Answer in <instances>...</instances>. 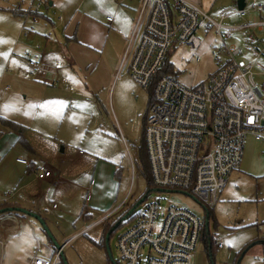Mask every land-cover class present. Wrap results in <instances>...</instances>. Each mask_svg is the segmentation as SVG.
<instances>
[{"label":"rangeland","instance_id":"rangeland-1","mask_svg":"<svg viewBox=\"0 0 264 264\" xmlns=\"http://www.w3.org/2000/svg\"><path fill=\"white\" fill-rule=\"evenodd\" d=\"M33 1L35 4L42 3L41 13L49 18V21L41 20L36 25L37 33L43 37L51 35L52 39L61 38L65 25L61 23L60 18H64L63 14L66 16L67 10H62V7H50L44 0ZM187 1L206 11L214 21L220 20L221 10L237 5L238 2ZM61 2V6H68L70 12L67 14L71 18L79 8L76 7L78 4H83L78 12L81 16L87 15L101 20L110 15L109 17L118 19V23L121 15H125L127 10L123 0ZM18 3L23 9H27L32 0H0V54L7 50L8 41L18 25L22 29L23 20L5 10ZM259 3L264 4V0H259ZM258 16L257 13L247 17L233 16L227 19L225 24L244 25ZM118 26L114 33L123 37L118 33L123 27L121 24ZM21 29L18 40L23 43L31 36L25 37ZM123 33L124 38L129 36L125 31ZM241 35L243 32L238 34ZM198 36L203 41V46L198 52H190L185 45H180L171 52L170 63L178 81L186 87L206 81L218 68L211 53L215 42L213 32L205 35L201 31ZM110 39L109 45L116 38ZM35 45L43 47L39 42ZM35 45L33 43L31 46ZM17 52L12 51L11 55L20 56ZM197 57H200V61L196 60ZM69 60L70 57L65 54L62 61L67 67L70 66ZM97 60H94L90 72L96 68ZM261 67H264V58L254 67L256 80L260 85L264 83L260 76ZM71 68L73 81H67L68 86L63 91H48L42 102L38 99L40 90H36V86L32 84L39 81V77L31 76L26 64H22L18 72H14L10 62H3L0 74V113L10 120L18 119L24 122L23 135L30 144L41 150L39 154L42 157L52 154L53 158L55 153L56 161H60L64 166L69 165V162L67 159L63 161V157L71 156L75 159L73 168L76 175L69 181L71 184L64 182L60 195H54L55 190L50 191L42 208V218L49 232L60 246L66 244L63 251L68 264H113L104 242L107 237V224L116 222L147 192V182L141 174L137 151L144 139L152 94L133 80L127 68L124 71L120 68L118 74L113 77L101 64L92 76L90 73L89 79L85 73L87 68L83 64L71 65ZM49 93H53L54 99L47 97ZM71 98H74L73 102L67 101ZM52 142L55 143V151H45L46 145ZM65 142L70 144L67 151L62 150ZM18 147L26 150L28 155L34 156L23 143ZM16 158V154H12L0 166V177L7 181L6 178L10 176L9 186L7 183L1 187L5 188L11 197L15 191L7 188L14 184L12 177L20 176L23 169L16 163ZM33 160L41 162L45 159L37 157ZM52 166L50 168L55 173L56 169ZM92 179L95 186L91 185ZM150 194V199L160 201V219L156 228L161 226L162 217L171 206L188 209L205 222V205L197 202L193 196L158 191H152ZM141 210L142 206L138 207L110 237L112 258L119 264L123 263L120 260L118 238L127 231V224L132 222ZM212 212L209 229L216 248L213 247L210 255L205 243H199L193 255V264H264V141H256L252 136L247 138L240 170L230 175ZM88 214L92 218L88 217ZM99 219L101 221L97 222ZM32 221L33 228L12 214L0 215V232L16 236L15 240L3 238L0 241L3 255L1 264H28L29 253L35 252L41 258H53L57 249L42 225L34 219ZM89 226L92 227L83 231ZM37 239L42 247L39 251L36 250ZM103 242V247L97 245ZM218 244L222 245V249L217 248ZM245 250L247 252L242 256Z\"/></svg>","mask_w":264,"mask_h":264},{"label":"built area","instance_id":"built-area-1","mask_svg":"<svg viewBox=\"0 0 264 264\" xmlns=\"http://www.w3.org/2000/svg\"><path fill=\"white\" fill-rule=\"evenodd\" d=\"M41 9L42 3L34 2L24 9L21 33L25 37L37 33ZM252 13L259 16L247 24H225L233 16ZM219 17L214 21L187 0H153L137 46L131 52V39L122 60V67L127 66L133 80L152 93L145 144L156 191L193 196L208 209L217 205L228 178L240 169L247 138L264 141V83L260 85L254 73L257 62L264 58V4L245 0L242 9L233 5L221 10ZM106 20L114 21L112 17ZM140 24L141 18L134 35ZM201 31L215 36L211 53L217 70L193 87L182 85L174 76L162 75L172 50L185 45L196 53L202 48ZM240 32L243 35L238 36ZM39 51L40 46L35 45L24 56L33 77L44 71ZM261 70L264 82V67ZM17 162L29 165L21 158ZM53 176L45 165L37 169L40 180ZM150 193L118 238L121 262L193 264V255L203 241L204 220L188 209L171 206L156 228L160 201L150 199ZM65 246L51 259L36 255L31 264H63Z\"/></svg>","mask_w":264,"mask_h":264},{"label":"crops","instance_id":"crops-1","mask_svg":"<svg viewBox=\"0 0 264 264\" xmlns=\"http://www.w3.org/2000/svg\"><path fill=\"white\" fill-rule=\"evenodd\" d=\"M47 1L50 7H58V8L62 7V10H67L66 11L67 13L70 12L68 10L67 5L65 7H64L65 4L61 6L62 0H47ZM123 2L126 4L127 10L125 11V15H121V19L119 20V23H118V19L116 20L114 19L113 23H108L106 18L109 17L110 15H107L105 19L101 18V20H97L87 15L81 16L78 14V12L80 10V7L83 6V4H78L79 6L77 5L76 7L79 8L76 9V12L72 18L71 16H68L67 13L66 16L63 14L64 18H60L61 23L65 25L61 38L56 37L55 39H52L51 35L43 37L41 36L42 34L40 35L39 33H36L31 37H29L30 38L29 40H26L25 42L22 43L20 42V40H18V36L20 35V29H21L19 28L18 25V27L15 29V33L10 37V40L8 41L7 50H5V52L3 53L7 55V59H5L4 55H0L1 58L0 65H2L3 67V62L8 61L10 62V64H12L14 72H18L22 64L23 65L26 64V66H28L24 59V56L26 52L30 51L34 47V46L32 47L31 45H33V43L34 45L35 43L38 42L41 43L43 47H40L39 52H40L41 61L44 65V71L40 75H38L39 81L34 82L32 84L36 86V90L37 89L40 90L38 99L41 100L42 102L44 100L43 97H46L45 95L48 91H63V89L67 88L68 86L67 81H73L74 75L72 72L71 65L76 66L83 64L85 68H87V72L85 73L88 77L87 79H89L90 73L92 76L97 66L99 67V65L103 64L104 70L109 75L111 74L114 77L115 75L118 74L117 72L120 68H122V71H124L127 68V66L122 67L123 56L129 47V42L131 39H133L131 52L137 46L139 42V38L145 26L146 20L148 18V14L151 9L153 0H123ZM16 6L18 7L21 6L23 8V6L19 3L17 5H12L11 8L14 9ZM11 8H5V9H11ZM139 18H141V24L139 26L138 32L136 33V35H134L135 25L139 20ZM42 20L48 21L46 19H42ZM119 24L122 25L123 30L121 31L118 30V33L120 34L121 32L120 35H122L123 37H119L114 33L117 31L116 27H119L118 26ZM124 31L126 35H129L128 37L126 36L124 38V33H123ZM47 37L50 38L48 39ZM110 38L112 39L116 38L114 41H112L111 45H109L111 42ZM44 40L45 43L43 44ZM16 50L18 51L17 53L20 56L13 57V54L11 55V52ZM65 54L66 56L70 57L68 63V65H70L69 67H67L66 63L62 61V59L65 58ZM82 57L86 59H81ZM95 59H98L97 66L95 69H93L90 72L91 67H93L94 65ZM2 67L0 68V74L2 72ZM81 69L82 68H80V71ZM4 72H6V70ZM82 75L85 76L84 73ZM55 85L58 87L51 88V86H55ZM52 94L53 93H49L47 97L54 99L55 96ZM72 100H74V98L68 99L67 101L73 102ZM0 116L5 119H8L2 113H0ZM10 121L15 122L22 127H24L25 125L24 122L18 119L10 120ZM0 133H1L0 166H2L8 160V157L10 155L16 154L17 157L16 163L19 166H21L20 168H23L20 173V176L12 177V182H14V184L11 187L7 188V190L14 189L15 193H13V197H11L6 193V191L4 190L5 188L1 187V185H6L9 182L10 176L6 178L7 181L5 180V178L0 177V207L1 209L23 208L30 212H34L42 217L43 214L42 208L44 205L43 203L49 196V192L55 190L53 194L60 195L64 182H69L71 179H74V175H76L75 169L73 168L75 159L72 158L71 156L63 157L62 159L63 161L67 159L69 162V165L64 166L63 164H60V161H56L55 153L53 158L51 157L52 154L50 156L47 155L46 157H42L41 154H39V151L41 150L36 146L30 144L23 135V132L10 130L9 128L0 125ZM20 142L23 143V146L27 148L29 151H31V153L34 154V156H31V154L28 155L26 153V150L18 147L19 144H21ZM54 144H55L54 142L48 143L46 145L47 147L45 151H55ZM63 146H64L62 149L63 151H67V149L70 148V144H68V142H65ZM37 157L45 160H42L41 162L39 161L36 162L33 159H36ZM19 158L27 160L29 162V165L18 163L17 159ZM42 165L47 166L50 170H51L50 166L54 165L52 166L54 169H56L54 170L55 171L54 176L46 180H40L37 177V169ZM239 170L240 169H238L237 171ZM93 182L94 181L92 179L91 185L95 186V183ZM7 186H9V183L7 184ZM91 190L93 189L91 188ZM87 194H90V192H87ZM92 199L93 198H91V201ZM6 213L12 214V216H14L20 221H24L26 225H28L29 227L32 228L34 227L32 221L33 218H30L16 211L6 212ZM88 217L92 218L90 214H88ZM101 219H99L97 222L101 221ZM92 226H89L83 231L88 230ZM19 231L21 232V229H19ZM33 231L35 232V228L33 229ZM15 237H16L15 235L7 234L6 232L2 233V231L0 232V241L3 238H6L7 240H15L14 239ZM39 241H40L39 239L36 240L37 246L38 243L40 244ZM217 248L219 247L217 246ZM1 253L2 252L0 250V264L3 258V255H1ZM36 255H37L36 252L35 254L29 253L27 259L28 264H31L32 259ZM263 261H264V257H263Z\"/></svg>","mask_w":264,"mask_h":264},{"label":"trees","instance_id":"trees-1","mask_svg":"<svg viewBox=\"0 0 264 264\" xmlns=\"http://www.w3.org/2000/svg\"><path fill=\"white\" fill-rule=\"evenodd\" d=\"M34 2V1H32ZM45 4L47 5L48 4V1L47 0H44ZM6 11H9L11 13H13L15 16L19 17V18H23L24 16V13H25V10L20 6H16L14 9H5ZM39 17L42 19H46L49 21V18L46 17L45 14H42L40 13L39 14ZM170 58H171V54H170V57L168 58L167 60V63L165 64L164 66V69H163V72H162V75L164 74H168V75H171V76H174L176 77V74L174 72V68H173V65L170 63ZM177 78V77H176ZM152 94V93H151ZM152 103V99H151V102H150V105ZM0 125L6 127V128H9L10 130H14V131H21L23 132L24 131V127L20 126L19 124L13 122V121H10L8 119H5L3 117L0 116ZM0 136H1V133H0ZM137 154L139 156V163L141 164V174L143 175V177L145 178L146 182H147V192L144 194L146 195L147 193L149 192H152V191H156V187L153 183V178H152V174H151V169H150V163H149V159H148V153H147V149H146V144H145V132H144V139L142 141V143L140 144V146L138 147V151H137ZM144 195L141 197L143 198ZM140 198V199H141ZM1 209V207H0ZM205 211H206V215H208L209 219L211 218L212 216V209H208L205 207ZM127 214V213H126ZM126 214L122 215L116 222L112 223V224H107V228H106V231L107 233L113 228V226L119 222L121 220L122 217H124ZM84 215V214H83ZM205 215V216H206ZM124 223V222H123ZM121 223L120 226L123 224ZM119 226V227H120ZM118 227V228H119ZM114 233V232H113ZM112 233V234H113ZM111 234V235H112ZM202 239H203V242L205 243L206 247L208 248L209 250V253L210 255L212 254V250H213V247H215L216 243L214 242V237L211 236L210 234V229H209V233L207 232V229L204 225V230H203V236H202ZM105 242V241H104ZM104 242L103 243H97L98 246H104ZM218 246V245H217ZM216 248V247H215Z\"/></svg>","mask_w":264,"mask_h":264},{"label":"water","instance_id":"water-1","mask_svg":"<svg viewBox=\"0 0 264 264\" xmlns=\"http://www.w3.org/2000/svg\"><path fill=\"white\" fill-rule=\"evenodd\" d=\"M237 4L242 9L244 7V5H245V0H238ZM147 198H148V194L144 195V197L141 198L132 207V209L130 211H128V213L124 217H122L121 220L119 222H117L113 226V228L107 233V237L105 239V243H106V247H107V250H108V253H109V257H110L111 262L113 264H117V262H115L114 259L112 258V254H111L110 247H109V241H110L111 234L118 229V227L120 226L121 223H123L125 220H127L129 217H131L132 214L135 212V210L138 207H140L145 202V200ZM14 211L19 212V213H22L23 215H26V216H28L30 218H33L34 220H36L37 222H39L42 225V227H43L44 231L46 232V234L48 235L51 243H53V245L55 246V248L57 250H61L62 249V246H60L56 242V240L53 238V236L49 232L48 228L46 227V224H45L44 219L40 215H38V214H36L34 212H30V211H28L26 209H23V208H4V209H0V214L6 213V212H14ZM205 227L207 229V232L209 233V217H208V215H206V217H205ZM247 250H245V252L243 253L242 256H244V254L247 252ZM241 259H242V257H241ZM62 262H63V264H68L66 258L64 257V252H62Z\"/></svg>","mask_w":264,"mask_h":264},{"label":"flooded vegetation","instance_id":"flooded-vegetation-1","mask_svg":"<svg viewBox=\"0 0 264 264\" xmlns=\"http://www.w3.org/2000/svg\"><path fill=\"white\" fill-rule=\"evenodd\" d=\"M134 205H135V204H134ZM134 205H133V206H134ZM133 206H131L130 209H129L128 211H130V210L132 209ZM128 211H127V213H128ZM117 264H119V263H117Z\"/></svg>","mask_w":264,"mask_h":264},{"label":"snow or ice","instance_id":"snow-or-ice-1","mask_svg":"<svg viewBox=\"0 0 264 264\" xmlns=\"http://www.w3.org/2000/svg\"><path fill=\"white\" fill-rule=\"evenodd\" d=\"M0 55H4L5 59H7V55L6 54H0Z\"/></svg>","mask_w":264,"mask_h":264}]
</instances>
